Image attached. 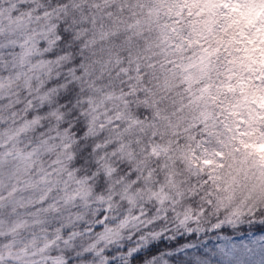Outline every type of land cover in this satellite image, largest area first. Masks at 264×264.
<instances>
[{"label": "snow or ice", "instance_id": "snow-or-ice-1", "mask_svg": "<svg viewBox=\"0 0 264 264\" xmlns=\"http://www.w3.org/2000/svg\"><path fill=\"white\" fill-rule=\"evenodd\" d=\"M0 264H264V0H0Z\"/></svg>", "mask_w": 264, "mask_h": 264}]
</instances>
